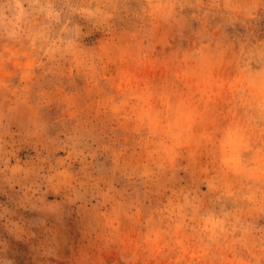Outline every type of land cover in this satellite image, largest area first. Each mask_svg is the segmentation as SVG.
Here are the masks:
<instances>
[{
    "label": "clouds",
    "instance_id": "9594fccd",
    "mask_svg": "<svg viewBox=\"0 0 264 264\" xmlns=\"http://www.w3.org/2000/svg\"><path fill=\"white\" fill-rule=\"evenodd\" d=\"M0 264H264V0H0Z\"/></svg>",
    "mask_w": 264,
    "mask_h": 264
}]
</instances>
